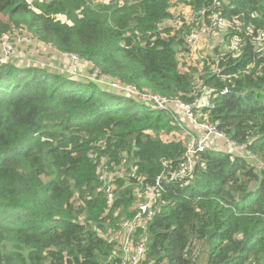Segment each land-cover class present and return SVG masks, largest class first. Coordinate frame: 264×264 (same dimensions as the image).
<instances>
[{"label": "trees", "instance_id": "1", "mask_svg": "<svg viewBox=\"0 0 264 264\" xmlns=\"http://www.w3.org/2000/svg\"><path fill=\"white\" fill-rule=\"evenodd\" d=\"M180 1L191 9L212 2ZM219 1L231 25L222 44L237 35L243 47L237 56L221 44L211 49L225 54L223 73L232 76L204 77L216 93L205 112L241 151L203 149L191 177L162 180L155 212L140 228L148 235L142 264H264V57L254 59L251 42L264 30V0ZM176 6L0 0V35L26 32L125 84L189 99L198 71L178 56L188 53V25L168 22ZM226 86L244 93H222ZM177 131L166 112L96 82L29 60L0 65V264H119L121 222L163 160L173 169L182 162L187 137ZM100 159L135 170L114 178L111 205L97 177Z\"/></svg>", "mask_w": 264, "mask_h": 264}, {"label": "built area", "instance_id": "2", "mask_svg": "<svg viewBox=\"0 0 264 264\" xmlns=\"http://www.w3.org/2000/svg\"><path fill=\"white\" fill-rule=\"evenodd\" d=\"M224 2V0H222ZM221 1L212 0L211 4L191 9L187 15H176L174 13L168 22L172 26L179 27L183 23L188 25V31L184 37V43L188 50L187 55L179 53L178 56L183 61L186 59L191 66L196 67L198 73L191 81V88L188 93L189 99H181L147 89H139L135 85L125 84L121 80L113 78L104 73L96 65L87 62L74 53H59L61 57L60 63L54 64L44 63L31 57H22L18 53H14L15 46L20 44L28 45L29 56L37 54L44 49V45H37L36 38L28 35L26 32L20 35L11 33H2L0 35V65L9 63L12 59L18 61H32L36 65L53 68L64 71L69 75L79 79L96 82L106 88L120 91L125 97H132L148 103L152 109L166 112L169 117L178 123L180 136L187 137L184 143V151L182 162L179 167L173 169L170 163L163 160V168L156 176L152 184H145L144 190L139 194L142 197L138 199L134 205L135 211L131 217L124 219L120 224V230L117 232L119 237L116 246L119 255V264H142L146 251V243L148 235L140 228L152 218L155 209L153 203L162 190V180L168 176L173 179H188L192 175L194 155L196 152L210 147H220L219 141H224L228 149H238L241 147L236 142L218 128L215 122L207 119L206 109L213 107V99L216 96L214 89L205 83L206 75H215L222 80L230 79L232 75L223 73V57L225 54H213L211 49L215 44L223 43L224 35L231 25L221 15ZM251 42L253 44L254 59L261 60L264 57V30L251 34ZM215 41V42H214ZM243 47L242 39L233 35L229 38V45L224 49L233 52V56H237ZM37 48H39L37 50ZM46 48H51L47 46ZM32 49V50H31ZM68 60L67 68H64V59ZM79 62H85L90 66L89 75L77 76L75 68ZM247 73L246 71H244ZM260 73V71H259ZM235 75V74H234ZM226 86L222 93H226ZM122 163L125 159H122ZM135 170L126 173L124 169H111L105 160L100 159L97 165L98 181L102 185L106 202L111 205L115 199V184L113 182L116 176L129 177L135 176ZM142 182V180H140Z\"/></svg>", "mask_w": 264, "mask_h": 264}, {"label": "rangeland", "instance_id": "3", "mask_svg": "<svg viewBox=\"0 0 264 264\" xmlns=\"http://www.w3.org/2000/svg\"><path fill=\"white\" fill-rule=\"evenodd\" d=\"M172 2L177 3V6H176L177 9L172 12L173 14L176 13V15H179V13H180V15H187L191 11V9L185 3H183L180 0H172ZM215 46H217V45H215ZM215 46H213V47H215ZM46 47L47 46H44V49L41 50L39 53H37V54L34 53V54H31V56H29L28 46L24 45V44H20V45L14 47L13 52L14 53H18L23 58L24 57H31V58L37 59L39 61H42L44 63H50L51 61H53L54 64L60 63L61 57L59 56V54L56 53L52 48H46ZM221 47L224 48L225 44H221ZM38 49L39 48H37V50ZM67 66H68V60L65 58L64 59V68H67ZM89 70H90V66L87 63L79 62L77 67L75 68L74 72H75V74L77 76L84 75L85 77H88ZM196 76L197 75H195V77ZM75 78H77V77H75ZM77 79H79V78H77ZM102 87L106 88L105 86H102ZM135 100L137 101L138 105L142 104V105H144L146 107L151 108L148 105V103L143 102V101H141L139 99H136V98H135ZM176 135L180 136L181 133L177 131ZM218 143H219L220 147H224L225 146V143L222 140L219 141ZM114 169L118 170V169H121V168L114 167ZM118 239H119V237H117L115 239L116 243H117ZM206 257H207V252L203 251L202 252V261H203V263H204Z\"/></svg>", "mask_w": 264, "mask_h": 264}, {"label": "water", "instance_id": "4", "mask_svg": "<svg viewBox=\"0 0 264 264\" xmlns=\"http://www.w3.org/2000/svg\"><path fill=\"white\" fill-rule=\"evenodd\" d=\"M226 92H229V93H240V94L244 93L238 87H234V86L233 87H227Z\"/></svg>", "mask_w": 264, "mask_h": 264}, {"label": "crops", "instance_id": "5", "mask_svg": "<svg viewBox=\"0 0 264 264\" xmlns=\"http://www.w3.org/2000/svg\"><path fill=\"white\" fill-rule=\"evenodd\" d=\"M189 8H190V7H189ZM190 9H191V8H190ZM220 44H222V43H218V45H220ZM27 46H28V45H27ZM29 48H30V47L28 46V50H29Z\"/></svg>", "mask_w": 264, "mask_h": 264}]
</instances>
